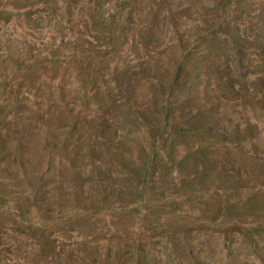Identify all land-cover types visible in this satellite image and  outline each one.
Wrapping results in <instances>:
<instances>
[{
  "label": "trees",
  "instance_id": "1",
  "mask_svg": "<svg viewBox=\"0 0 264 264\" xmlns=\"http://www.w3.org/2000/svg\"><path fill=\"white\" fill-rule=\"evenodd\" d=\"M0 27V256L264 264V0H0Z\"/></svg>",
  "mask_w": 264,
  "mask_h": 264
},
{
  "label": "rangeland",
  "instance_id": "2",
  "mask_svg": "<svg viewBox=\"0 0 264 264\" xmlns=\"http://www.w3.org/2000/svg\"><path fill=\"white\" fill-rule=\"evenodd\" d=\"M15 32L14 29L12 28H3V27H0V38L2 37V35L4 34H9V33H13ZM1 49V47H0ZM260 132H259V135L257 137V140H256V145L258 146V152L260 155H264V122L260 123ZM107 223H112V220H108ZM114 223H117V222H114ZM19 245H23V248H26L29 246V242L28 240H22L21 242H17ZM157 249V251H155L158 255L159 254H162L163 253V250H162V246L161 244H158L156 243L154 245ZM233 248V244L231 241H228L226 240L220 247L219 249L215 252V256L213 258V262L214 264H233V262H235V264H251V258L254 259V257H250L252 255H246L245 257L243 255H240V257L238 258V260L234 261L233 257L235 258V255L234 254H231V250ZM263 249V252H264V246L262 247ZM223 250L225 252V254H227V257H226V260L224 259H221L219 256H218V252L220 250ZM159 250V251H158ZM195 252L198 251V252H202L203 251V246H202V243L201 241H198L196 243V248L194 249ZM165 257L163 256L162 259L158 260V261H162V263H166L165 261L166 260H163ZM0 259L1 260H7L10 259L11 261H8V264L11 262H13L14 260H20L19 259V256L18 255H14V254H8V253H4L0 256Z\"/></svg>",
  "mask_w": 264,
  "mask_h": 264
}]
</instances>
